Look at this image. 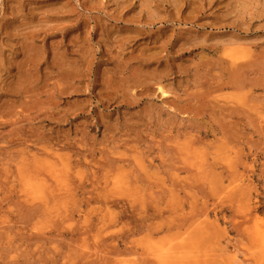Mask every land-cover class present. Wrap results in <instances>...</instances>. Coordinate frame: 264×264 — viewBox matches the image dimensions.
Instances as JSON below:
<instances>
[{
    "label": "rangeland",
    "instance_id": "rangeland-1",
    "mask_svg": "<svg viewBox=\"0 0 264 264\" xmlns=\"http://www.w3.org/2000/svg\"><path fill=\"white\" fill-rule=\"evenodd\" d=\"M258 229L264 0H0V264H264Z\"/></svg>",
    "mask_w": 264,
    "mask_h": 264
},
{
    "label": "bare ground",
    "instance_id": "bare-ground-1",
    "mask_svg": "<svg viewBox=\"0 0 264 264\" xmlns=\"http://www.w3.org/2000/svg\"><path fill=\"white\" fill-rule=\"evenodd\" d=\"M221 63V62H220ZM220 66H221V64H220ZM242 66V65H241ZM228 67V66H227ZM238 67V66H237ZM244 67H245V70H246V67H248V66H243V67H241V70H243V71H245L244 70ZM223 68V67H222ZM239 68H240V66H239ZM240 71V70H236V73H238V72ZM222 72V71H221ZM227 72H230V71H227ZM230 73H232V72H230ZM235 73V71H233V74ZM240 73V72H239ZM222 74V73H221ZM242 74H244V73H242ZM242 74H239V76L240 75H242ZM235 75V74H234ZM237 75V74H236ZM238 76V77H239ZM228 77V76H227ZM235 77V76H234ZM241 78H242V76H241ZM211 79V78H210ZM237 79V78H236ZM238 80V79H237ZM227 81V80H226ZM215 82V81H214ZM230 82V81H229ZM207 83H208V81H207ZM213 83V82H212ZM221 84H223V83H221ZM231 84V83H230ZM235 84V83H234ZM225 85H226V82H225ZM227 86V85H226ZM223 87H224V85H223ZM221 89V88H220ZM215 90H217V89H215ZM210 91H212L211 89H210ZM209 92V91H208ZM207 93V92H206ZM213 93V92H212ZM214 104V103H213ZM218 105V104H217ZM217 105H214V106H216V109L218 108L217 107ZM219 106V105H218ZM219 108H221V107H219ZM224 112V111H223ZM232 112V111H231ZM222 113V112H221ZM198 115V114H197ZM222 115H224V114H222ZM228 115V114H227ZM229 117V116H228ZM225 118H227V116H225L224 117V119ZM229 119V118H228ZM236 119V118H235ZM213 120H216L215 118L213 119ZM226 120V119H225ZM237 121V120H236ZM219 128H221V126H219ZM222 129V128H221ZM226 130V129H225ZM228 133V132H227ZM224 135H225V133H224ZM229 135V134H228ZM192 145V144H191ZM191 147V146H190ZM191 149V148H190ZM168 151V150H167ZM174 151V150H173ZM173 153H175V152H173ZM172 154V153H171ZM177 154V153H176ZM169 155V154H168ZM170 159H172V157H170ZM176 159V158H175ZM173 160V162L175 161L174 159H172ZM177 160V159H176ZM172 162V163H173ZM165 163V162H164ZM166 164V163H165ZM167 167V166H166ZM178 169V168H177ZM180 170H181V168H180ZM190 170V169H189ZM192 171V170H191ZM177 172V171H176ZM188 172V171H187ZM208 176V175H207ZM189 179V178H188ZM30 184V183H29ZM33 185V186H32ZM35 185V186H34ZM38 186V184H30V186H32V187H34L33 189L34 190H36V192H37V189H38V191L39 190H41L40 189V187H37ZM26 188H28L29 190H30V192L33 194L34 192H32L31 191V189L27 186ZM37 188V189H36ZM30 192H29V194H30ZM39 193V192H38ZM111 202H113V201H111ZM114 203V202H113ZM127 211V210H126ZM129 211V210H128ZM123 216H125V215H123ZM117 217V216H116ZM117 221V220H116ZM115 221V222H116ZM148 232H149V230H147ZM151 232V231H150ZM149 232V233H150ZM254 232H255V230H254ZM152 233V232H151ZM146 236H147V238L148 237H150V236H148V234H145ZM151 235V234H150ZM255 238H256V242H258L259 244H260V242L262 243L261 245L262 246H256V251H257V253L258 254H260L261 255V257L263 258V260H264V229H258L257 231H256V234H255ZM260 241V242H259ZM174 258V259H173ZM181 258L182 257H177L176 255H174L173 253H168V252H160V253H158L157 255L155 254V259H156V261L159 263V264H178V261H181Z\"/></svg>",
    "mask_w": 264,
    "mask_h": 264
}]
</instances>
